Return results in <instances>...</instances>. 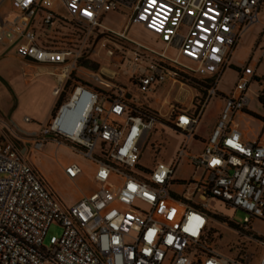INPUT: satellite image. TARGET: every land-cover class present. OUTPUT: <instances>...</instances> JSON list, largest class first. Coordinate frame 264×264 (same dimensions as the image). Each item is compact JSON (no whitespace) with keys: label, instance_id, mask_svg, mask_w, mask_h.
Instances as JSON below:
<instances>
[{"label":"built area","instance_id":"1","mask_svg":"<svg viewBox=\"0 0 264 264\" xmlns=\"http://www.w3.org/2000/svg\"><path fill=\"white\" fill-rule=\"evenodd\" d=\"M11 1L17 13L0 25V44L16 47L26 62L27 80L39 76L33 65L50 66L54 69L50 75L65 87L81 70L79 63L93 51L91 41L100 34L135 46L134 55L146 64L138 74L143 96L175 82L209 80L210 84L204 102L199 108L194 105L196 113L172 106L164 122L185 140L172 162L158 163L153 170L143 169L140 160L155 125L162 121L100 74L87 75L105 91L78 83L38 133H17L18 145L3 139L11 127L0 121V264H254L256 255L243 249L225 254L214 248L211 224L219 222L220 215L209 208L216 201L244 212V224L228 218L232 227L225 225L240 238L247 237L240 246H264V238L248 229L254 221L264 223V143L244 141L232 127L235 116L250 105L253 68L240 74L202 151L193 153L190 145L204 110L218 96L230 53L260 23L263 0H60L67 11L65 19L54 12V0ZM109 13L127 16L123 32L104 25ZM56 22L59 28L52 32L67 28L62 33L70 39L64 46L44 45L40 32ZM135 24L158 35L164 49L129 39L128 29ZM171 50L177 51L175 57ZM62 74L64 79L58 80ZM259 97L264 100V80ZM47 144L97 164V190L73 206L65 205L30 160ZM184 162L195 172L202 171V176L176 182ZM63 172L73 183L84 174L77 164L63 167ZM52 225H59L63 233L45 246ZM258 264H264V256Z\"/></svg>","mask_w":264,"mask_h":264},{"label":"rangeland","instance_id":"2","mask_svg":"<svg viewBox=\"0 0 264 264\" xmlns=\"http://www.w3.org/2000/svg\"><path fill=\"white\" fill-rule=\"evenodd\" d=\"M2 2L0 0V13L2 14ZM60 15H67L64 9H58ZM104 25L108 26L116 32H123L124 28L127 26V16L123 13H109L105 16ZM60 24H58L59 26ZM259 26V25H258ZM39 28V26H38ZM62 32H68L67 28L61 30ZM56 32H42L40 38L45 45L51 46V43L61 42L66 43L70 39L67 35L63 33ZM255 32H250L241 44L239 52L235 55L236 61H243L248 59V53L250 45L253 43ZM127 37L133 41L139 42L143 45L151 47L157 51H162L164 45L159 39V36L148 30L142 24L131 25L127 32ZM264 23L260 26L258 39L254 43L253 51H257L264 44ZM93 51L88 54L79 63L81 70L76 75H73L68 85L63 89V94L61 96V101H65L72 88L73 84L77 83L80 79L76 76H82L85 78V82L94 83L87 74H100L104 76L107 84L115 85L119 89L124 90V93L128 98H136L146 107L150 108L155 112L162 122H158L155 125V129L151 134L150 140L146 146H144L143 155L140 160V166L146 170H153L158 163L172 162L176 157L178 151L181 149L185 137L182 134L175 132L166 121L172 111V106L180 107L183 109H189L192 105L197 102V96L201 93V90L195 85L187 84L182 89L170 90L168 88L161 89L154 93L143 96L138 90V74L142 68L146 67V64H142L140 59L134 55L135 46H133L128 40L113 36L112 38H105L104 35L98 34L92 41ZM11 51V50H10ZM6 50L5 55H11L15 59H8V69L12 71H17L21 68V63L18 55L10 53ZM109 51L113 52V55L108 54ZM170 55L175 57L177 55L176 50H171ZM18 59V60H16ZM2 57H0V61ZM182 62L193 65L186 59H182ZM52 72L54 69L52 67L43 66ZM263 66H261L262 68ZM46 69H40L38 72H42ZM37 72V70H35ZM37 72V73H38ZM82 72V73H80ZM109 72V73H108ZM238 70L227 71L224 78L220 84V89L228 93L232 92L238 79ZM49 77L41 78L37 80L34 84L25 87V92L28 99L35 101V106H39L38 110L40 114H43L41 105V98H45L50 94V82ZM63 80V79H58ZM24 84V81L23 83ZM259 86L252 84L250 88V95L252 96V102L250 104V109L256 111L261 115H264V110L260 106L256 92H258ZM3 92H6L5 84L0 77V118L10 117V112L6 111V107L13 105V100L7 93V99L4 98ZM223 100L221 97L214 98L211 100L207 108L203 112L202 122L200 125V138H206L208 133V128H210V123L212 120L217 122L219 114L215 116L218 108L222 107ZM34 106V105H33ZM30 105L23 107L18 111L19 117L23 120L24 114L30 111ZM248 113L245 116V124L242 129L252 130L253 136L261 137L264 140V129L261 125L262 122L254 119V114ZM49 114V112H48ZM38 118V115L36 116ZM215 117V118H214ZM35 118V119H37ZM22 122V121H21ZM36 123L25 125V129H29V126H35ZM23 126V125H22ZM190 148L193 153L201 152L203 148L202 140L196 139L192 141ZM31 163L37 169L39 174L42 176L44 181L47 183L49 188L54 191V193L59 197V199L67 206H73L76 204L83 194L89 195L95 192L98 188V184L95 181L94 175L98 168V165L94 162L73 153L67 148H57L55 144H47L41 151L31 154ZM71 164L79 165L83 170L84 174L76 181L70 182L63 178L62 169ZM202 176V171L195 172V169L184 162L177 170L175 181L185 180L187 182L198 180ZM174 190H182L178 186L173 187ZM209 208L213 215H220L221 219H217L219 222L213 220L211 226L214 228L212 231V239L214 248L222 253L227 254L230 249H234L233 252H237L241 249L248 253L256 255L254 264L258 262L264 256V246L256 244L254 246H240L247 237L244 236L240 238L239 233L228 228L232 227L228 218L234 219L235 222L239 224H244L246 214L241 211H236L228 206L221 204L216 201H211L209 203ZM248 229H252L257 233L258 236L264 238V223L259 221H254L248 226ZM63 233L62 228L59 225H52L48 231L47 238L45 240V246H49V241L52 237H61Z\"/></svg>","mask_w":264,"mask_h":264},{"label":"crops","instance_id":"3","mask_svg":"<svg viewBox=\"0 0 264 264\" xmlns=\"http://www.w3.org/2000/svg\"><path fill=\"white\" fill-rule=\"evenodd\" d=\"M54 1H55L54 2L55 3L54 12L56 13L57 17L65 19L67 17V15H60L59 12H58V9H61V8L66 11V8H65L64 4L60 0H54ZM16 13H17V11L14 9V7L12 5V1L11 0H3V2H2V14L0 13V25L3 24V23L11 22L13 20V18L15 17ZM66 13H67V11H66ZM259 16H260V23L258 24L259 26L256 25L251 30L246 32L241 37V39H240L238 45L236 46V48L234 50H232V52L229 55L227 69L224 72V74L222 76V79H221V81L219 83V86H218V96H217V98L221 97L222 100H223V103H222V107L217 109V111L215 113V116H217V114H219V116H220L221 110H222V108L224 106V103H225V99L227 97H229L231 95V93H232V92L226 93V92L222 91V89H220V84H221V82H222V80L224 78L225 73L227 71L232 70V69L238 70L237 82H238L240 74L242 73L244 68L250 67V68H253L255 70V72H256L255 74L256 75L254 77L253 83H254L255 86L256 85L259 86V90H258V92H256L258 100H259V93L261 91V85H262V82L264 80V57H263L264 45L261 48H259L257 51H255V52L253 51V48H254V43L258 39V36H259L260 26L264 23V0H263V4H262V7H261ZM40 21H41L40 17L38 16L37 17L36 26H39ZM56 28H59L58 22H56L55 26L53 28H51L49 31H47L44 28V30L42 32H46L47 31V32H51L52 33V31L54 29H56ZM255 31H256L257 34L254 37L253 43L250 45L249 53H248V59L243 60V61H236L235 60V55L239 52V49L241 48V44L243 43V40L246 38V36L250 32H255ZM42 32H40V36H41ZM263 44H264V42H263ZM6 50H9V51L11 50L10 53L11 54L14 53V55L17 56L16 47L10 48L9 46H7L5 44H0V57H2V60L0 61V77H1V79L3 81V83L5 84L6 92L12 98L14 103H13V105H10L9 107L5 108L7 112H10V117L0 118V121L6 122L11 127L8 131H5L2 134L3 135V139L11 140V141L15 142L18 145L19 144V142L17 141V139H18L17 138V133L18 132H24V133H27L29 135L34 134V133H38L41 130V127L48 123L51 113L53 112L55 107L59 103L62 102L61 101V96L63 94V90H60V87H59V84L57 82V79L55 77H53L52 75H50L51 73L48 71V69H46L43 66H34L33 65L32 70L35 73H37L40 69H46V70H45L44 73L43 72H40V73L38 72L37 74H39V76L34 77L33 79H30V80L25 79L24 76H23V70H24V68L26 66V62H24L20 58H19L20 60L16 59V60H18L21 63V68L20 69H18L15 72L12 71L11 69H8V67H7L8 66V59H15V58L12 57L11 55H5L4 56V54L6 53ZM85 58H87V57H85ZM261 66H263V67L261 68ZM35 70H37V72ZM47 77H49L51 79V80H49L50 89H48V91H50V94L47 95L45 98H41V104L39 103L38 105H41L43 114H40V111L38 110V108H40V107L39 106H37V107L35 106V101L34 100L28 99V97L26 95V92H25L26 91L25 87L34 84L35 82H37V80H39L41 78H47ZM64 77H65V75L62 74L61 76H59V79L60 78L64 79ZM76 78L80 79L79 81H81V82H85V80H84L85 78H83L82 76H76ZM70 80L67 81L65 87L68 85ZM23 81H24V84H22ZM85 83L89 84L91 87H94V88L99 87L103 91L106 90L105 87L98 86V85H96L94 83H89V82H85ZM252 84L250 85L249 90H248V96H249L251 102H252V96L250 95L249 92H250V88H251ZM75 85H77V83L73 84V88H74ZM186 85L187 84L178 83V82L170 83V84L165 85V86L156 87L154 92L159 91L161 89H165V88H168L170 90L182 89ZM63 88H61V89H63ZM154 92H152V93H154ZM7 93L3 92V94H4L3 96H4L5 99H7V97H8ZM251 102H250V104H251ZM259 103H260V101H259ZM29 105L32 108H30V111L28 113L24 114V117H23V120H22L19 117V115H18V111L20 109H23V107H27ZM260 106L264 110V106L261 103H260ZM177 108L179 110H182V111H189V112H193L194 111V113H196V111H197L195 109L194 105H192V107L189 108V109H183V108H180V107H177ZM246 111H248L249 113H252L254 115H258V116H260L261 118L264 119V115H261V114H259L256 111H252L250 109V105H249V107H248V109ZM246 111L244 113H240V114L235 116L234 121H233V125H232L233 129H236V130H238L241 133L242 138H243L244 141H258L260 143H264V140H262L261 137L253 136L252 130L247 129V128L242 129V126H244L245 124H248V123L245 122V116H248V113ZM48 112H49V114H48ZM171 113H172V111H171ZM37 115H38V118L36 117ZM219 116H218V118H219ZM26 118H30L31 121L30 122H26L25 121ZM35 118H37V119H35ZM254 119H256V118H254ZM256 120H258V119H256ZM258 121H260V120H258ZM201 122H202V118H201ZM201 122H200V125H201ZM33 123H36V125L35 126H29L28 127L29 129H25L24 128L25 125H30V124H33ZM262 124L263 125H261V126L264 129V122H262ZM200 125H199V127L197 129L196 139L202 140V144H203V147H204V144H205L206 140L208 139L209 135L211 134V132L214 129L216 124H215V120L213 119L212 122L210 123V128H208V130H207L209 135H207L206 138H200V135H199L200 132L199 131L200 130L202 131V129L200 128ZM147 143H146V145H147ZM168 163H170V162H168ZM62 176H63L64 179L68 180L66 178L64 172H63V169H62ZM83 195H85V194H83Z\"/></svg>","mask_w":264,"mask_h":264},{"label":"trees","instance_id":"4","mask_svg":"<svg viewBox=\"0 0 264 264\" xmlns=\"http://www.w3.org/2000/svg\"><path fill=\"white\" fill-rule=\"evenodd\" d=\"M64 44H67V43H64V42L63 43H61V42H54V43H51V47L64 46ZM78 83H83V82L78 81L77 84ZM209 84H210V81L209 80L195 81L192 84V85H195L197 88H199L201 90V93L197 96V102L195 104L196 107L199 108V106L204 102V100L206 98V95H207L208 88H209ZM259 101L264 106V100H263L262 97H259ZM254 118H256V119L264 122V119L261 118L258 115H254ZM218 219H221V218L218 217ZM211 243L213 244V239H211Z\"/></svg>","mask_w":264,"mask_h":264},{"label":"bare ground","instance_id":"5","mask_svg":"<svg viewBox=\"0 0 264 264\" xmlns=\"http://www.w3.org/2000/svg\"><path fill=\"white\" fill-rule=\"evenodd\" d=\"M43 73L45 72V70L42 71ZM109 73V72H108Z\"/></svg>","mask_w":264,"mask_h":264}]
</instances>
